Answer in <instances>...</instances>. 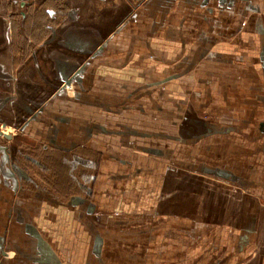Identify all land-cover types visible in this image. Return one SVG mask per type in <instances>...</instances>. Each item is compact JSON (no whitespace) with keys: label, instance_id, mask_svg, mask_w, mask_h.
<instances>
[{"label":"crops","instance_id":"0c3cea01","mask_svg":"<svg viewBox=\"0 0 264 264\" xmlns=\"http://www.w3.org/2000/svg\"><path fill=\"white\" fill-rule=\"evenodd\" d=\"M251 199L264 0H0V264H264Z\"/></svg>","mask_w":264,"mask_h":264},{"label":"rangeland","instance_id":"374dc122","mask_svg":"<svg viewBox=\"0 0 264 264\" xmlns=\"http://www.w3.org/2000/svg\"><path fill=\"white\" fill-rule=\"evenodd\" d=\"M198 191H199V189H198ZM247 201H249L250 204L249 205L243 204V205L249 206V207L253 206L254 208L251 209V210H244V212L240 211V212H243V213H241L239 215V217L241 219H245L244 221H251L252 218L257 217V220H255V221H257L256 224L259 225V227H260L259 230H262V233H263V228L262 227L264 225V199L262 201L261 200L258 201V199H251V200H247ZM230 213H231V216L232 215L235 216V211H230ZM253 223H254V221H253ZM252 246H253V243L249 244V246L246 249V253L245 254L248 255V253L250 252V249L252 248Z\"/></svg>","mask_w":264,"mask_h":264},{"label":"water","instance_id":"95a60500","mask_svg":"<svg viewBox=\"0 0 264 264\" xmlns=\"http://www.w3.org/2000/svg\"><path fill=\"white\" fill-rule=\"evenodd\" d=\"M22 4H24V1L22 2Z\"/></svg>","mask_w":264,"mask_h":264},{"label":"flooded vegetation","instance_id":"af4514ba","mask_svg":"<svg viewBox=\"0 0 264 264\" xmlns=\"http://www.w3.org/2000/svg\"><path fill=\"white\" fill-rule=\"evenodd\" d=\"M54 12H55V10H54Z\"/></svg>","mask_w":264,"mask_h":264}]
</instances>
